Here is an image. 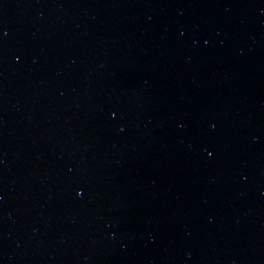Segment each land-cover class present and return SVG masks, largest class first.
Instances as JSON below:
<instances>
[{"label": "water", "instance_id": "obj_1", "mask_svg": "<svg viewBox=\"0 0 264 264\" xmlns=\"http://www.w3.org/2000/svg\"><path fill=\"white\" fill-rule=\"evenodd\" d=\"M0 264H264V0H0Z\"/></svg>", "mask_w": 264, "mask_h": 264}]
</instances>
